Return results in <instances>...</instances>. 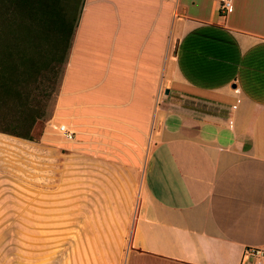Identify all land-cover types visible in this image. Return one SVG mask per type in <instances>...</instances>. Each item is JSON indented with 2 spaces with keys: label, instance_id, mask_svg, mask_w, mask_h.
Here are the masks:
<instances>
[{
  "label": "crops",
  "instance_id": "0c3cea01",
  "mask_svg": "<svg viewBox=\"0 0 264 264\" xmlns=\"http://www.w3.org/2000/svg\"><path fill=\"white\" fill-rule=\"evenodd\" d=\"M230 1L223 15L218 0H82L35 154L97 208L54 217L125 251L116 264L264 249V0Z\"/></svg>",
  "mask_w": 264,
  "mask_h": 264
},
{
  "label": "rangeland",
  "instance_id": "374dc122",
  "mask_svg": "<svg viewBox=\"0 0 264 264\" xmlns=\"http://www.w3.org/2000/svg\"><path fill=\"white\" fill-rule=\"evenodd\" d=\"M54 77L53 74L51 85L48 83L51 91ZM43 80L39 76L36 84H30L35 88L30 97L33 103L43 88ZM45 111L44 107L40 114ZM42 126L37 123L34 129H25L36 139L0 141V264H116L125 251L97 249L101 245L89 244L88 237L80 234V219L54 217L64 216L72 207L97 208L78 201L80 196L67 195L75 188L65 171L58 177L51 164L56 155L42 150L41 160L37 157L35 143Z\"/></svg>",
  "mask_w": 264,
  "mask_h": 264
},
{
  "label": "trees",
  "instance_id": "16d2710c",
  "mask_svg": "<svg viewBox=\"0 0 264 264\" xmlns=\"http://www.w3.org/2000/svg\"><path fill=\"white\" fill-rule=\"evenodd\" d=\"M81 3L82 0H0V107L6 114V120L0 123L2 133L33 140L28 131L36 122L43 124L49 119ZM53 74L51 94H46L43 83L33 103L30 97L35 88L30 84H36L39 76L49 83ZM46 96L47 104L43 102ZM44 107L46 111L40 114Z\"/></svg>",
  "mask_w": 264,
  "mask_h": 264
},
{
  "label": "built area",
  "instance_id": "2783aa9c",
  "mask_svg": "<svg viewBox=\"0 0 264 264\" xmlns=\"http://www.w3.org/2000/svg\"><path fill=\"white\" fill-rule=\"evenodd\" d=\"M230 0H218V11L220 14L225 15L231 10ZM58 133L66 140H72L73 133L68 131L64 126L57 127ZM243 257L252 259L253 264H264V249L261 248H247L243 251Z\"/></svg>",
  "mask_w": 264,
  "mask_h": 264
}]
</instances>
